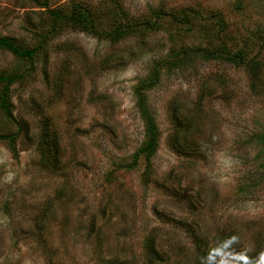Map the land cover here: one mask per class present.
Segmentation results:
<instances>
[{
  "label": "rangeland",
  "instance_id": "374dc122",
  "mask_svg": "<svg viewBox=\"0 0 264 264\" xmlns=\"http://www.w3.org/2000/svg\"><path fill=\"white\" fill-rule=\"evenodd\" d=\"M2 37L0 264H264V0H0Z\"/></svg>",
  "mask_w": 264,
  "mask_h": 264
},
{
  "label": "trees",
  "instance_id": "16d2710c",
  "mask_svg": "<svg viewBox=\"0 0 264 264\" xmlns=\"http://www.w3.org/2000/svg\"><path fill=\"white\" fill-rule=\"evenodd\" d=\"M78 8V7H76ZM59 18H61V15L57 12L53 15V19L56 21ZM84 21L88 22V16L84 14L83 17ZM118 27L115 29L114 32H111L113 35H118ZM118 37V36H117ZM0 48H4L8 51H10L13 55L19 58H24L27 61L31 62L33 56L35 55L37 48L33 49H20L18 46H16L13 42H11L9 39L2 37L0 38ZM202 52L204 53H211L207 49H202ZM227 54V53H225ZM239 55V54H238ZM236 55V56H238ZM229 56V55H228ZM29 72V70H27ZM26 72V73H27ZM26 73H17V72H8V73H0V109L2 113L6 116V118H13L9 109V87L14 82L18 80H23L25 78ZM157 77H155L156 79ZM150 85L146 82H142L141 85L136 90V100H137V106L140 113V116L144 122V130H145V143L142 147L138 148L137 151L134 154V158L136 159L140 154L145 152L146 157L148 158L149 155H151L157 148V141H158V129L155 123V120L153 116L150 114L146 102H145V96L143 94V90L148 88ZM14 119V118H13ZM15 120V119H14ZM6 139H9V148L13 150V136H0V142L4 141ZM261 141L264 145V133L261 134ZM236 239L237 234L235 233H227L226 235H222L221 237L218 236L217 238L213 239V244L217 245L220 244V246H226L227 244H231L233 242L232 238ZM147 242L149 245L147 246L146 251V259L147 264H169L168 260L165 259V256L161 254V252L157 251L155 247V239L154 238H148ZM212 244H209V242H198L196 245L195 250V262L194 264H210L213 262V249ZM229 247V246H227ZM174 263V262H173ZM171 263V264H173Z\"/></svg>",
  "mask_w": 264,
  "mask_h": 264
}]
</instances>
